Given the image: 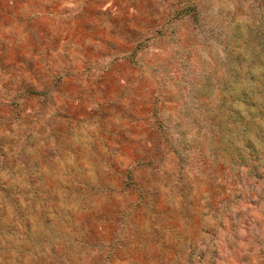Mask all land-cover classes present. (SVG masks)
Returning a JSON list of instances; mask_svg holds the SVG:
<instances>
[{"label": "rangeland", "instance_id": "1", "mask_svg": "<svg viewBox=\"0 0 264 264\" xmlns=\"http://www.w3.org/2000/svg\"><path fill=\"white\" fill-rule=\"evenodd\" d=\"M0 264H264V0H0Z\"/></svg>", "mask_w": 264, "mask_h": 264}]
</instances>
